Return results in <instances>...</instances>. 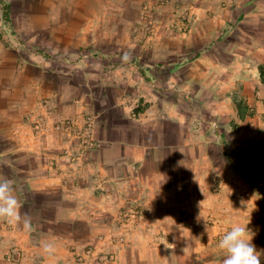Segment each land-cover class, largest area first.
<instances>
[{
	"label": "crops",
	"instance_id": "1",
	"mask_svg": "<svg viewBox=\"0 0 264 264\" xmlns=\"http://www.w3.org/2000/svg\"><path fill=\"white\" fill-rule=\"evenodd\" d=\"M159 1L0 8V180L31 220L30 230L0 221V264H222L218 241L237 223L264 264V0H179L189 26H157L150 41L142 14ZM89 111L95 163H72L60 123ZM120 238L105 262L76 259Z\"/></svg>",
	"mask_w": 264,
	"mask_h": 264
},
{
	"label": "rangeland",
	"instance_id": "2",
	"mask_svg": "<svg viewBox=\"0 0 264 264\" xmlns=\"http://www.w3.org/2000/svg\"><path fill=\"white\" fill-rule=\"evenodd\" d=\"M7 2H9V0H0V8L1 9L4 8L5 13H8L7 9H8L9 4ZM170 3H171L170 0H160L159 4H158L160 7L158 10L155 9L158 5H149V6L145 7V10L143 11L142 17L144 20L143 21L144 26L148 28V29H146L147 30V37L150 38V41H155V38H157V36L159 35L157 33V30L154 31V28L157 26L167 25V26H171L173 28L174 27H176V28L182 27V30H185V28L189 26L190 20H191L189 17V14L187 12V10H189V9L186 8L185 10H183L184 7L179 6L180 4L183 3V1L177 0V2H176L177 4L175 3V5H173V9H168L167 6L171 5ZM164 7L167 9H166V12L163 13L162 8H164ZM1 37H2V35L0 33V39H1ZM121 51L122 50H110V51H107L106 53H111L109 55V57H112V55H113L116 57V60H119V58L123 55V53ZM80 56L89 60L92 56H94V53L89 50L86 52H81ZM76 58H78V57H76ZM129 58L132 59L131 56H129ZM263 69H264V67H263ZM134 102H136V103L133 105V112L134 111L138 112V110L143 108L144 105L140 101H134ZM136 112L134 114H136ZM95 114L96 113L93 111L87 112L84 116V121H82L81 124L85 125V124H87L88 121L93 120V122H94L93 130H94L95 145H96L97 140H96V136H95V127H96L95 124L97 121V116ZM67 120L78 121V119H75V118H73V119L72 118H66V119L62 120L60 123L61 129L63 128L62 127L63 123L67 122ZM62 133L65 134L67 136V139H69L72 142V144L74 145L73 147L75 148V151L72 152V160H71L72 163L76 162V161L82 162V160L87 161L89 163H95L93 161V156L91 153L93 148H95V145L88 148V149H85L82 146L81 142H79V140L76 137L69 136L68 133H66V131L64 129H62ZM82 150H85V151L83 152ZM70 166H72V167L62 168V170H66V169L74 170V166L73 165H70ZM72 170H70V171H72ZM66 171H68V170H66ZM69 173H71V172H69ZM107 182H108V178L101 177L100 175L99 176L95 175V183H96V187L98 190L105 191L107 188ZM257 183L258 184H264V177L263 178L258 177ZM258 195L261 196L262 198H264V193H260ZM37 198L41 199V196L38 195ZM123 214L126 215L127 218H132L134 220H137V219L141 218V215L144 214V210H139V209L128 210V209H125ZM113 243L111 244V242L106 241L100 245L101 246L100 249H99L98 245H86L83 248H81V250L89 249V248H92L94 250H99L98 253H95V256L96 255L99 256L97 258L99 261L105 262V260L112 258L111 257L112 254L113 255L115 254V251L112 249H120L126 243V240L123 238H120L119 241H114ZM128 243H131V242L128 241ZM115 244H116V246H115ZM254 245L257 249V243H255ZM77 249L78 248L76 247V245H74V250H77ZM19 251L22 252L21 250H17L15 252L21 258L22 254H20ZM76 259L79 262H84V261L80 260L77 255H76ZM85 261H87V260H85Z\"/></svg>",
	"mask_w": 264,
	"mask_h": 264
},
{
	"label": "clouds",
	"instance_id": "3",
	"mask_svg": "<svg viewBox=\"0 0 264 264\" xmlns=\"http://www.w3.org/2000/svg\"><path fill=\"white\" fill-rule=\"evenodd\" d=\"M123 59L127 61L129 54L124 53ZM20 209L21 204L11 179L0 180V221L10 225L22 223L25 230H30L31 220L22 215ZM200 216L203 217L202 212ZM40 247L44 255L51 256L55 253L53 242L42 240ZM217 248L222 254V264H261V255L249 237L247 226L233 224L220 237Z\"/></svg>",
	"mask_w": 264,
	"mask_h": 264
},
{
	"label": "built area",
	"instance_id": "4",
	"mask_svg": "<svg viewBox=\"0 0 264 264\" xmlns=\"http://www.w3.org/2000/svg\"><path fill=\"white\" fill-rule=\"evenodd\" d=\"M93 120L87 122V124H81L75 120H67L62 125V129L68 133L69 136L76 137L79 142H81L82 146L85 149H88L95 145V137H94V130H93ZM215 127L218 126L217 122H213ZM83 152L85 150H82ZM77 256L80 260L85 261L88 258H92L95 256V250L92 248L81 250L77 253ZM113 254L111 255V257Z\"/></svg>",
	"mask_w": 264,
	"mask_h": 264
},
{
	"label": "trees",
	"instance_id": "5",
	"mask_svg": "<svg viewBox=\"0 0 264 264\" xmlns=\"http://www.w3.org/2000/svg\"><path fill=\"white\" fill-rule=\"evenodd\" d=\"M262 72H263V74H264V69L262 68ZM264 78V77H263Z\"/></svg>",
	"mask_w": 264,
	"mask_h": 264
}]
</instances>
